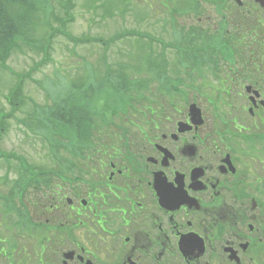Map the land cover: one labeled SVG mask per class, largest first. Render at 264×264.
I'll return each mask as SVG.
<instances>
[{
  "label": "flooded vegetation",
  "instance_id": "flooded-vegetation-1",
  "mask_svg": "<svg viewBox=\"0 0 264 264\" xmlns=\"http://www.w3.org/2000/svg\"><path fill=\"white\" fill-rule=\"evenodd\" d=\"M200 1L196 37L221 36L246 61L215 62L217 53L197 46L205 62L196 63L184 16L189 61L179 64L174 94L154 95L132 125L103 128L80 173L53 174L48 192L24 191L18 207L33 225L22 230L36 232L31 259L264 264V0ZM201 70L217 78L203 85ZM219 89L227 94L221 112L213 110Z\"/></svg>",
  "mask_w": 264,
  "mask_h": 264
},
{
  "label": "rangeland",
  "instance_id": "rangeland-1",
  "mask_svg": "<svg viewBox=\"0 0 264 264\" xmlns=\"http://www.w3.org/2000/svg\"><path fill=\"white\" fill-rule=\"evenodd\" d=\"M66 1L47 0L45 2L47 5L46 9L41 8L39 11L41 25L36 32L38 40L41 36H46L49 33L48 31H50L49 25L47 26L44 19L49 21L53 27L59 25L57 18L64 16L63 5H65ZM156 1L73 0L74 7L71 10V15L74 20L68 25L67 30L75 36L82 34L92 37L104 35L106 38L125 29L143 32L145 37L128 35L112 43L108 49L111 60H119V62L127 61V65L133 67L136 71L133 75L142 76V71L137 70V68L140 65L148 64L150 60L154 59L155 54L171 57V52H159L160 48L156 44L150 45L149 38L153 39L154 37H148L149 34L156 35L155 42L161 46L167 42L165 36L168 30L166 29L165 34L163 33L164 36L162 34V27L168 24L165 23L168 18V11L157 3L152 5ZM190 1L194 2L195 0ZM182 2L184 0H181L178 6H181ZM161 3L163 4L164 2L161 1ZM173 4L177 5L178 0H173ZM56 43L55 49L50 52V56H47L46 59H43L45 55L41 52L39 53V50L31 51L30 49H25L24 51L15 52L8 61L9 67L20 73L31 71V68H34L31 72L34 79H27L23 90L26 95L41 105L47 104V99L52 96L58 102L63 98L66 99L70 79H74L78 75L87 78L83 83V87L97 85L101 81L100 77L96 78L90 71L87 72V68L91 67L92 64H96L97 60H100L102 47H104L102 44L98 42H86L76 45L63 35L57 36ZM73 51H76L80 57ZM168 61L176 62L174 59H169ZM16 80V76L10 74L8 70H0V112L9 113L11 111L12 107L8 100H6L5 95L9 94ZM104 89L96 92L97 98L104 95L102 93ZM87 91L89 92V89ZM84 98L85 96L81 95L75 96V100L77 102L80 101L79 104L85 101ZM32 108L33 103L29 100L23 109H20L22 111H16L14 115H10L7 118L5 122L7 129L2 134L0 142L3 143V147L6 150L17 151L19 154H26L27 158L31 156L34 157L32 159H38L43 158L45 152H42L41 147L36 143H43V140H41L40 136L35 135L26 125L20 123V119L25 118L27 112L31 111ZM37 130L40 133L45 132L46 158L54 156L55 159L60 160L61 151L53 148L52 131L39 127ZM71 158L73 159L74 157L71 155ZM3 173L2 169H0V176Z\"/></svg>",
  "mask_w": 264,
  "mask_h": 264
},
{
  "label": "trees",
  "instance_id": "trees-1",
  "mask_svg": "<svg viewBox=\"0 0 264 264\" xmlns=\"http://www.w3.org/2000/svg\"><path fill=\"white\" fill-rule=\"evenodd\" d=\"M47 0H0V68L6 69V64L11 55L16 51H23L24 49H39L43 50L45 47L48 48L49 53L52 49L53 36L56 29L50 25L49 21L44 19V22L49 25L50 33L46 45L41 44L38 39L34 37V32L37 31L38 26L41 25L39 11L41 8L47 7ZM71 6L68 7L70 9ZM68 17L61 18L66 27ZM177 28V27H176ZM68 36L72 37L70 33ZM86 41H93L94 37L79 38ZM98 39V38H97ZM30 72V73H29ZM25 73L24 79L17 85L13 100L15 106L13 107L14 113L22 108L27 101V95L24 92V84L26 78L30 79L31 71ZM70 96H77V92L71 88ZM40 112V108L35 105L32 112L29 113L28 119L37 117ZM28 119H23L26 121ZM72 124L70 120L67 122V126Z\"/></svg>",
  "mask_w": 264,
  "mask_h": 264
},
{
  "label": "bare ground",
  "instance_id": "bare-ground-1",
  "mask_svg": "<svg viewBox=\"0 0 264 264\" xmlns=\"http://www.w3.org/2000/svg\"><path fill=\"white\" fill-rule=\"evenodd\" d=\"M69 147L72 146V144H67Z\"/></svg>",
  "mask_w": 264,
  "mask_h": 264
}]
</instances>
